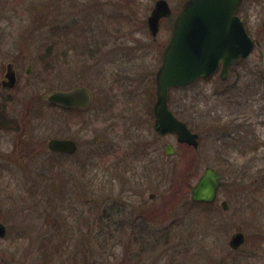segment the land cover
Segmentation results:
<instances>
[{"label":"rangeland","instance_id":"rangeland-1","mask_svg":"<svg viewBox=\"0 0 264 264\" xmlns=\"http://www.w3.org/2000/svg\"><path fill=\"white\" fill-rule=\"evenodd\" d=\"M153 2L0 0V118L19 126L0 128V264H264V149L246 148L251 140L230 123L247 108L224 103L216 75L169 93L199 133L196 148L153 128L154 74L170 33L162 19L151 35ZM9 62L13 88L1 85ZM79 85L92 98L85 111H46L43 95ZM54 136L74 139L77 151L51 152ZM96 149L105 156H91ZM206 165L222 185L214 202L193 206L189 190ZM155 207L156 217L147 212ZM157 228V237L139 235ZM236 231L245 240L233 249Z\"/></svg>","mask_w":264,"mask_h":264},{"label":"water","instance_id":"water-1","mask_svg":"<svg viewBox=\"0 0 264 264\" xmlns=\"http://www.w3.org/2000/svg\"><path fill=\"white\" fill-rule=\"evenodd\" d=\"M241 0H185L181 11L172 24L169 37L161 50V62L155 71V103L153 106L155 128L161 134H175L176 140L196 147L198 134L185 121L178 118L168 106V92L174 87L189 85L199 77H208L223 64V69L240 56L249 53L253 40L242 21L234 14ZM169 13L166 0H157L147 16L148 29L155 36L161 17ZM263 70H264V50ZM26 72H30V66ZM2 84L13 87L15 70L7 63ZM51 104L65 108L86 107L91 100L89 90L79 85L67 90H53L44 95ZM47 146L52 151L73 153L77 144L72 138L52 137ZM172 144L164 145L166 155L174 154ZM221 184V175L212 166H205L203 172L190 188L193 201L213 202ZM223 209L228 208L226 200L221 201ZM6 234V227L0 222V236ZM245 240L242 231L234 232L229 238L231 248H238Z\"/></svg>","mask_w":264,"mask_h":264},{"label":"flooded vegetation","instance_id":"flooded-vegetation-1","mask_svg":"<svg viewBox=\"0 0 264 264\" xmlns=\"http://www.w3.org/2000/svg\"><path fill=\"white\" fill-rule=\"evenodd\" d=\"M156 1L157 0H154L153 5L150 8L149 14L151 13L152 9L154 8ZM166 2L168 4L169 13L160 18L159 24H160V21L162 19H167L168 24H169L170 29H171L172 24L175 21L177 14L181 11L185 0H166ZM244 3H245V0H241L239 5L236 7L234 14L242 21V23L244 24L249 36L253 40V46L250 49L249 53L245 56H240L237 59L233 60L227 66L226 70H222L223 64L220 63L218 70L215 71L213 74L209 75L208 77H199L195 81L190 83L189 85L193 84L194 82L200 81V80H204V81L209 80V79H211L217 75L218 80H219V87H220L218 92H219V94L222 95V99L224 100L225 104H227V105L230 104L231 106H235V107L237 106L238 108H241V109L242 108H244V109L250 108L249 110H251V108H253L251 110V112H248L249 110H247V109H246L247 111L241 110V111L237 112L236 115H234L233 117H230V121H231L230 123L232 124L233 121L235 122V124L237 125L235 129L238 130V132H240L239 136H242L241 134L244 133L245 140L246 141L251 140L250 142L246 143L245 147L246 148L248 147V148L255 150L257 152L260 149H264V70H263V55H262V51L264 50V8L262 7L260 9H258L257 7L247 6ZM146 22H147V19H146ZM255 53H256V55H255ZM252 55H254V56H252ZM251 56H252V58H250ZM258 60L260 61V64H259ZM13 68H14V66H13ZM15 75H16V82H17L16 72H15ZM3 79H5V77ZM154 79H155V76H154ZM2 80H1V85L5 88H13L15 86L14 85L13 87H6L2 84ZM16 82H15V84H16ZM189 85L183 86V87L172 88L171 90L181 89L184 87H188ZM155 98H156V96H155ZM169 100H170V98H169V93H168V106H169V108L172 110V112L178 118L185 121L186 124L188 125V127L193 132H196L190 126L188 121H186L182 117H180L179 113L177 111H175L172 107H170ZM90 103H91V100H90ZM90 103L86 107H77V106H74V107L86 109L90 106ZM154 103H155V101H154ZM153 106H154V104H153ZM70 108H73V107H70ZM70 108H65V109H70ZM97 108H99V105L96 104V106L94 108V115H95L96 120L98 118V110H99ZM152 111H153L152 112L153 113V128H154L155 132L159 135H172V136L176 137L175 134H171V133L161 134L159 131L156 130L153 107H152ZM251 126H253V128ZM249 127L252 128L253 131H250ZM18 129H19V126H18ZM12 131H17V130H12ZM196 133L198 134V144H199V133L198 132H196ZM229 133H231V132H229ZM231 135H232V133L231 134H225L224 136H222L224 144L229 143V139L230 140L233 139V136H231ZM237 136L235 138H237ZM54 137H57V136H54ZM248 137H250V138L248 139ZM50 138H52V137H50ZM61 138H67V137H61ZM68 138H70V137H68ZM48 140H47V142H48ZM47 142H46V146H47ZM192 147H194V146H192ZM196 147H194V148H196ZM47 148H48V146H47ZM77 148H78V145H77ZM50 151L55 152V153H59V154L70 155V154H74L77 151V149L73 153H66V152H62V151H52V150H50ZM92 153L94 156H97L98 151H92L91 154ZM113 156H114V154H113ZM96 159H98V157ZM121 159H123L122 156H117L114 164H116V166L119 165V163H120L119 160H121ZM93 165H95V164H93ZM214 169H216V168H214ZM218 173L220 174V172H218ZM222 181H223V179H222V175H221L220 187L222 185ZM220 187H219V189H220ZM154 196H155L154 193L149 194L150 198H153ZM223 200H225V199H223ZM143 212L145 213V214H142L143 218H144L143 221L145 223L149 224L148 221L150 220L151 216H149L147 214V212H149V213L154 212L155 217H156L160 213V208L155 207L154 210H152V211L148 210L147 212H145V210H144ZM159 229L160 228H157V230L154 231L155 233H152L153 231H151V230H145V231L150 232V233H146V234H144L145 233L144 231H139V235H140V237H151L149 235L153 234L154 237H157V232L159 231ZM137 235H138V233L135 234V236H137Z\"/></svg>","mask_w":264,"mask_h":264},{"label":"trees","instance_id":"trees-1","mask_svg":"<svg viewBox=\"0 0 264 264\" xmlns=\"http://www.w3.org/2000/svg\"><path fill=\"white\" fill-rule=\"evenodd\" d=\"M43 101V100H42ZM45 102H41L42 106L44 105ZM169 105L170 107H172L171 105V101L169 100ZM47 109L46 111H48L49 109L52 110V112H59V114H63V113H71V112H75L78 114V112H83L85 111V109H81V108H77V107H73V108H70V109H65L64 107H62L61 105H57V104H46ZM45 120V119H44ZM0 128H3V129H6V130H18V123L15 119L11 118V119H8L6 117L5 114H2V118H0ZM92 151H98V159H101L102 157L105 156L104 153H101L99 149L97 150H92ZM93 156L95 159L97 156H94L93 154L91 155ZM91 164L93 165V162L91 160ZM173 186V185H172ZM189 187V185L187 184L186 186V189ZM190 204L193 205V206H196V205H200V206H203V207H206L208 206L209 204L208 203H203V202H193V201H190ZM58 231V230H57ZM59 238V237H58ZM61 239H66L65 237L61 238ZM60 244H61V241H60ZM63 245V243H62ZM172 264H176L174 262H172Z\"/></svg>","mask_w":264,"mask_h":264}]
</instances>
